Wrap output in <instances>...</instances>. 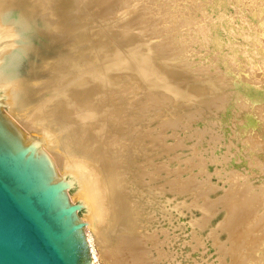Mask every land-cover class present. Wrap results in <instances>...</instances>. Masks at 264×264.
Listing matches in <instances>:
<instances>
[{
	"label": "bare ground",
	"instance_id": "obj_1",
	"mask_svg": "<svg viewBox=\"0 0 264 264\" xmlns=\"http://www.w3.org/2000/svg\"><path fill=\"white\" fill-rule=\"evenodd\" d=\"M129 1L131 0H0V106L3 108L2 110L5 111L7 117L10 116L13 120L17 121L20 125L19 127H22L27 132L28 135L26 136L36 139L40 149L49 156L56 169L58 177L67 182L68 187L71 185L75 187L74 193L70 195V201L72 203H79L85 211L81 221L85 224L84 232L90 247L92 259L91 264H96L98 258H100L104 264H159L158 260L162 261L161 258L168 256H163L164 252L157 246L162 241L157 240L156 230H150L152 229L154 221L158 220L157 215L159 218L165 217V215L172 216V210H176L177 208L178 211V208L181 207L180 205L178 206L175 204L174 209H166L167 205H163L164 203L162 199V195H164L162 193L165 191L164 187H162L164 186V183L157 184L160 175L162 174H160V172L166 168L161 164L163 161L155 162V158H159V156L162 155V152H164L166 148L165 145H167L163 144L164 130L178 128V123L180 125L182 124L180 123L181 120L184 121L183 123L186 125L185 128L187 126L189 127L188 122L200 119L202 114L205 115V113L208 112V114L216 115V117L214 116V119H217V126L219 128L218 133L220 136L216 135L218 138L217 142H219V138L225 136L228 127L230 126V117L233 116L234 119V116L236 115L233 114V109L235 103L238 102L239 99L248 102V108L254 106L257 102L264 101L262 88L253 84L254 82L251 84V82L248 81L246 85V83H243L244 79H240L236 81L231 80L229 83V80H225L223 75H212V73L208 72L209 70H207L206 66H204L205 69L198 64L201 68L197 70L195 66L187 65L185 62L186 60H183L189 57L190 59L192 58V56L185 57L189 50V46H192L193 43H201L202 45L206 43L208 44L210 42L209 35L212 36L214 34H209L210 30L207 24H211L212 22L207 23V15L204 19L202 18L205 21L204 24H202L204 21L201 22V20H198L197 18H192V15L194 16L197 10L200 8L203 10L205 5L207 6L210 4L211 0H158L159 2L156 3L155 1L151 7L148 5L150 8L146 7L147 1L143 0L146 5H144V7H146L144 10L145 12L147 11L146 13L151 17H147L148 15L144 10L142 14L139 13L142 10L140 8L141 5L138 6L135 4L139 7V10L136 7V10L139 12L137 13L138 15L136 18L134 15L137 11L134 10V7L132 11H135V14L133 13L134 15L132 16L137 20L139 14L142 16L145 13L144 17L147 18V20L140 16L143 20H140V18L139 20L143 23L139 22L142 26L147 24L149 25L148 27L152 28V35L154 34V36L151 35L152 37L156 38L157 36L155 37V35L166 33L164 35L165 40L162 41V43L159 42L158 45L156 44L157 42L153 45V42L151 43L148 38H145L147 37L145 34L149 35L148 32L143 34L134 28H130V22L128 21L130 18L127 20L129 17L127 11L129 10L130 13L132 12L128 8ZM141 1L142 0H140V2ZM140 2L138 3L140 4ZM116 3L120 4L119 8L122 7L123 10L120 11L118 9V12L120 11V13L112 15L113 13H109V11H113L114 4ZM133 3L134 2H132V4ZM150 3L152 4V2ZM215 3L217 4V0ZM218 3L221 4L220 2ZM118 4L117 6L115 5L117 8ZM81 5L84 6L83 10ZM205 9L208 8L205 7ZM246 9L251 8L246 7ZM263 9L264 8L260 10ZM104 12H108L109 14L107 13L106 15ZM251 12L252 17L259 16V14H257L258 10L256 15L255 9ZM262 12L263 11H260V13ZM235 13L237 14V12ZM261 15L264 14H260V18L262 17ZM162 16L165 18L164 22L162 21L164 20V18L162 19ZM132 18L133 17H131V19ZM160 18L161 21H159ZM156 20L158 21L156 22ZM161 22H163V24ZM189 23L192 26L187 25ZM133 24L136 26L138 21L136 24L133 22L131 24L132 27H134ZM126 25H129L130 27L127 26L128 28H125ZM183 25L190 27L185 29L186 26L182 27ZM146 28L147 27H145V29ZM171 28L180 29L176 30V33L174 32L175 34L170 33L171 35H168L167 30ZM218 28L221 30L222 27L220 28L219 26ZM231 29L232 28L230 27V30ZM212 31H214L213 28ZM161 36L163 37V35ZM213 39L212 41H214ZM254 42L255 41H252V44ZM195 45H193V47ZM222 47L223 46H221V48ZM202 49L205 50V48ZM251 50L252 48H250V51ZM205 53L206 55L208 54V49ZM192 55L194 56V54ZM198 55L204 56L203 54ZM207 60L209 59L207 58ZM195 63L196 62H194V64ZM203 63H205V61ZM208 65L210 66V63ZM240 107L242 106L240 105ZM184 108L189 109L187 112H183L182 110ZM246 109L247 108L244 107V111ZM167 110L169 112L167 114L172 117L175 116L176 119H171L169 116L168 119H165L164 112ZM171 111L174 112V114L177 113V115H174ZM162 115H164L163 118H161L163 120L158 119ZM204 115L203 117H206ZM244 118V124H237L238 122H244H241V119V121H238L237 123L235 122L236 125H240V130L244 132L247 131V129L254 128L256 123H258L257 120H255L256 118H254V115H246ZM149 120L152 124L155 123V127L153 126L154 128L152 127L150 129L148 127L150 126L147 124V121ZM188 127L186 129L187 131ZM211 127L213 126L211 125ZM203 128L207 127L201 128V131L205 132V129ZM174 130L172 129V131ZM196 130L194 132H196ZM171 133V136L173 134L176 135L173 132ZM150 134H152V137ZM164 142L166 143V141ZM149 143L151 144L150 147ZM195 144L197 145V142ZM198 144L200 143L198 142ZM178 148H181V146ZM166 149L167 151L171 150L169 147ZM194 150L196 151V149L193 148V151ZM214 150L215 148H213V151ZM194 153H192V155ZM195 159H197V157H195ZM215 159L214 162L217 161V158ZM224 159L225 161L227 160L225 157ZM224 159L222 162H224ZM170 160H172V157ZM186 161L183 162L185 163ZM226 162L224 163L225 165ZM253 163L254 162H252V164ZM200 165L196 166L201 167L202 165ZM248 169L250 170V168ZM168 170L169 169L166 171ZM183 170L185 172V168ZM171 171L173 174L174 170ZM177 171L174 173L178 174ZM170 173L171 172L169 171V174ZM165 174L167 175V172H165ZM234 174L235 173H233V176ZM176 180H178V178ZM182 180L183 179L180 181L178 180L177 183L175 181H167L166 183L170 187L169 190L172 191V189H174V191L177 190L182 193L185 190H191V182L194 183L196 179L191 181L188 178L187 181L183 180V182H181ZM189 180L191 181L190 183L188 182ZM196 183L195 185L193 184L194 187L196 185L198 186L200 182L198 184ZM201 185L204 184L202 183ZM183 186L187 187L186 189H183V191H180ZM188 186L190 188H188ZM197 189L198 187L195 190ZM203 189L205 190V188ZM259 190L260 191L253 192L254 196L256 195V198H258L257 195L259 194L264 196V186H261V189ZM201 192H199L198 196H200ZM225 192L223 193L225 194ZM182 193H179V195ZM196 193L195 195H197ZM253 193L250 194L251 198L253 197ZM229 194L230 193H226V195ZM234 194L235 193H233V195ZM244 195L245 193L243 192L240 196ZM202 196L203 195H201V197ZM246 196L249 195L247 194L245 197ZM220 197L218 199H221ZM237 197L238 195L235 198L237 199ZM204 199L205 198H203V200ZM233 199L230 200L233 201ZM243 199L245 201V198ZM263 199L260 198V200ZM194 200H192L193 203ZM206 201L207 200H205V202ZM237 201L240 200L237 199ZM207 202L208 203H205V206L202 204L204 209L206 207L209 208L213 203L212 200H210V202H212L211 205L209 201ZM217 202H215V204ZM223 202L224 207L228 206V208L225 212L224 221L220 224V229L225 227V231L232 234L234 229H236V226H239V224L235 225V216L233 220L230 218V216L232 217L231 213L233 211L230 206L234 204V207H232L235 210L237 202L227 204L224 199ZM182 203L184 204L185 200L182 201ZM251 203L250 206L253 205L254 201L252 204ZM260 203L262 205H260ZM263 203L264 202L259 201L260 206H263ZM191 205L192 204L190 203V206ZM218 205H220V203ZM248 205L249 203L246 204L245 202V205H243L242 208L238 203V206L241 208H239L241 210H239L240 213H243L242 210H245L246 207H249V211H251V208ZM213 206L215 205L213 204ZM255 206L253 205L252 207ZM258 206L256 207L258 208ZM211 209L212 208L210 207V210ZM224 209L226 210V208ZM186 210L189 209L186 208ZM202 212L203 211H201V213ZM206 215L207 214H205V216ZM202 216L204 215L202 214ZM248 216L249 215L246 217ZM250 216L253 217L252 215ZM208 217L211 216L208 215ZM260 217L262 216L260 215ZM240 218H242V216ZM204 219L207 221L208 218L205 217ZM204 219H200L201 222L204 221V223L201 224L197 219L196 221L190 220L189 225L194 228L198 226L195 223H199V226L201 227L200 230H202L204 227H207ZM248 220H246V222L242 221L244 222L243 228L245 223L246 228H249L252 224V219L250 218V222ZM168 222L170 224V220ZM257 223L261 224V222L256 221V223L252 224V227L256 226ZM232 224L233 226L235 225V228ZM260 224L257 225L258 227L256 226V228L252 229H260ZM181 225L179 224L180 227ZM263 226L264 225H262V227ZM237 228L240 229V227ZM243 228L241 231L244 229V231H246V228ZM166 229L163 231L167 232ZM238 229L235 231H238ZM158 231L161 233V228ZM247 231H249V233L247 234V232H245V235L243 232H240L241 239L243 238L242 236H244L243 240H246V237L249 236L250 240L246 241L250 244L253 232L250 233L251 231L248 229ZM189 232H191V230ZM209 232L212 233L213 231ZM238 232L235 234L237 235ZM254 232L257 233L258 231ZM191 233L193 236L194 231ZM162 234L164 233L162 232ZM166 234L164 235L166 236ZM237 236L233 235V239H235L234 243L236 244L237 242V249L234 244V249L235 251L237 250L236 254L241 240L240 235L239 239H237ZM256 236H259V238L262 239L264 231L259 235L256 234ZM255 237H253L255 242L252 239V242L254 243L259 241L257 238L256 241ZM243 240H241V242ZM261 242L263 243V241ZM214 243L217 244V240ZM229 243H231V240ZM243 243V247L245 245L246 247L244 248H246V250L249 249L251 245V250L253 249V251L250 250L252 252L250 256H253V254L256 253V249L259 251L262 248H257V244L255 245L253 243V245L250 244L247 247L246 242ZM254 245L256 248H254ZM262 246H264V243ZM218 247L220 248V246ZM226 249L225 251H227ZM242 251L243 249H241V252ZM245 253L242 252V254H239L244 257L243 255ZM257 253L259 255V252ZM234 254L235 253H233V256ZM258 255L256 257L257 260L254 257L256 255L253 256V260L255 259L254 261H256V264H259L257 261L264 264V249H262L261 254ZM245 256L247 257V254ZM239 258L241 257L238 256L235 258V260H237H234L233 263H243L237 262L239 261ZM242 259L244 258H241V260Z\"/></svg>",
	"mask_w": 264,
	"mask_h": 264
},
{
	"label": "rangeland",
	"instance_id": "obj_2",
	"mask_svg": "<svg viewBox=\"0 0 264 264\" xmlns=\"http://www.w3.org/2000/svg\"><path fill=\"white\" fill-rule=\"evenodd\" d=\"M145 1H147L146 2V5H145ZM145 1H141L140 2V0L138 1V0H131V1H129V2H131V3H129L128 2V8L132 11V9L134 8V10L135 11H137L136 10V7H137V9L139 8L138 6L139 5H141L140 6V8L142 9H140L141 11L139 12V11H137L136 12V14H135V11L133 12H131L130 13V11L128 10V8H127V12L129 13V17L127 18V20L130 22L129 23V25L131 26H129V25H126V27L125 28H128V27H130V28H134L135 30H138V32H141V33H147L148 32V34L149 35H146L145 34V36H147V37H145V38H148V40L154 45V43H156L157 45H158V43L159 42H161L162 43V41H164L165 40V37H164V35L166 34H159V35H155V37L156 38H154V37H152V36H154V34L152 35V28L151 27H148L149 25H145V26H142V24L141 23H143V22H141L140 20L142 19L141 17H143V19L145 18L144 16V14L147 12H145V8L146 7H148V5L151 7L153 4H154V2L156 1V3L157 2H159L158 0H145ZM215 1L216 0H211V2H210V4L209 5H205V7L206 8H208V9H205V7L203 8V10L200 8L199 10H197L196 11V13H195V15L193 16L192 15V18L193 19H195V18H197L198 20H201V22L202 21H204L203 19L205 18V16L207 17V23H211V24H207L208 25V27H209V34H213L212 36L211 35H209V43L207 44H203V45H205V46H203L201 43H193V45H195L194 47H193V45L192 46H187L188 47V51H187V53H186V55H185V57H189V56H192V58L190 59V57L189 58H185V57H183V58H185V59H183L186 63H187V65H190V66H195V68L198 70L199 68H201L200 66H206V68H207V70H209L208 72H210V73H212V75H223V77L225 78V80H227L229 83L231 82V80H243L242 82L243 83H246V85H247V83H248V81L249 82H251V84L253 83V84H256L257 86H260L261 88H262V92L264 93V15H261L262 17L260 18L259 16H260V14H264V9L263 10H260V9H262V8H264V0H221V1H219V0H217V4L215 3ZM222 1H224V2H222ZM245 1V2H244ZM252 1V2H251ZM255 1V2H254ZM132 2H134L133 4H132ZM138 2H140V4L138 3ZM150 2H152V4L150 3ZM218 2H220L221 4H219ZM253 3V4H251V3ZM155 3V4H156ZM244 3H246V4H244ZM247 3H248V5H247ZM117 4L118 3H116V4H114V8H113V11L115 10V11H117V12H113L112 10L111 11H109V13L111 12V13H113L112 15H114V14H117V13H120V11H122L123 10V8L121 9V8H119V5L120 4H118V8L116 7L117 6ZM135 4H137L138 6H136ZM215 4H216V6H215ZM85 5V4H84ZM116 5V6H115ZM144 5L146 6V7H144ZM247 5V6H246ZM258 5V6H257ZM82 6V10H83V8H84V6L83 5H81ZM81 6H79V7H81ZM246 6V7H250L252 10L253 9H255L256 10V12H255V15H256V13H257V10H258V13L257 14H259V16L257 15V16H255V17H252V10L251 9H246V7L244 8V7ZM254 6V7H253ZM85 7H87V6H85ZM143 7V8H142ZM150 7H148V8H150ZM210 7H211V9H210ZM218 7V8H217ZM257 7V8H256ZM111 8V9H112ZM213 8V9H212ZM80 9V8H79ZM86 9V8H85ZM118 9L120 10L119 12H118ZM204 9H205V12H204ZM139 10V9H138ZM143 10H144V14L141 16L140 14H139V18H140V20H139V18L136 20V18H137V13L139 12V13H143ZM203 12H202V11ZM207 10V11H206ZM213 10V11H212ZM251 10V11H250ZM250 11V12H249ZM260 11H263L262 13H260ZM235 12H237V14L235 13ZM106 13V15H107V13L108 12H104V14ZM108 13V14H109ZM135 15H134V14ZM201 13H202V15L204 14V13H207V14H204L203 16L201 15ZM249 13H251V14H249ZM130 14H131V17H133L134 18V16L136 17V18H132L131 19V17H130ZM147 14V13H146ZM210 14V15H209ZM236 14V15H235ZM132 15H134V16H132ZM148 15V14H147ZM146 15V16H147ZM221 15V16H220ZM240 17H238V16ZM141 16V17H140ZM196 16V17H195ZM200 16V17H199ZM227 16V17H226ZM235 16V17H234ZM147 17H151V16H147ZM212 17V18H211ZM220 17V18H219ZM222 17V18H221ZM164 18V16H162V19ZM201 18V19H200ZM203 18V19H202ZM209 18V19H208ZM228 20H227V19ZM256 18V19H255ZM263 18V19H262ZM142 19V20H143ZM220 19H221V21H220ZM258 19V20H257ZM130 20H132V21H130ZM145 20H147V18H145ZM159 20V19H158ZM158 20H156V22L158 21ZM217 20H219V21H217ZM263 20V21H262ZM138 21V24H136V22ZM141 23H140V22ZM159 21H161V18H160V20ZM163 22L165 21V18H164V20H162ZM194 21V20H193ZM209 21V22H208ZM215 22V24H214V22ZM231 23H230V22ZM262 21V22H261ZM134 22L135 24H136V26L134 25V27H132V23ZM163 22H161L162 24H163ZM197 22V21H196ZM219 22V23H218ZM198 23V22H197ZM205 23V21L204 22H202V24H204ZM218 23V24H217ZM141 24V25H140ZM217 24V25H216ZM221 24V25H220ZM262 24V25H261ZM187 25H190V26H192L190 23L189 24H187ZM212 25H213V27H212ZM220 26V28L222 27V28H224V29H222L221 28V30L218 28L219 26ZM228 25V26H227ZM256 27H255V26ZM128 26V27H127ZM140 26V27H139ZM186 25H183L182 27H185ZM189 26V27H190ZM233 26H236V27H233ZM262 26V27H261ZM145 27H147L146 29H145ZM182 27H180V28H182ZM189 27H185V29H188ZM214 27H216V28H214ZM230 27L232 28L231 30H230ZM173 28V27H172ZM169 29V30H171V31H169V30H167V34L168 35H171L170 33H176V30H178V29H180V28H174V29ZM212 28H213V30L214 31H212ZM255 28V29H254ZM257 28V29H256ZM150 29V30H149ZM184 29V30H185ZM220 31H219V30ZM173 30H175V31H173ZM216 30V31H215ZM260 30V31H259ZM145 31V32H144ZM212 31V32H211ZM262 31V32H261ZM150 32V33H149ZM169 32V33H168ZM218 32V33H217ZM174 33V34H175ZM255 34V35H254ZM152 35V36H151ZM161 35H163V37L161 36ZM222 35H224V36H222ZM230 35H232V36H230ZM211 36V37H210ZM219 36V37H218ZM229 36V37H228ZM162 39H161V38ZM213 37H214V39H213ZM217 37V38H216ZM232 37V38H231ZM255 37V38H254ZM221 38V39H220ZM211 39V40H210ZM212 39L215 41V43H214V41H212ZM233 39V40H232ZM255 39V40H254ZM158 40V41H157ZM219 40V41H218ZM155 41V42H154ZM252 41H255L253 44H252ZM237 42V43H236ZM240 44H239V43ZM250 42H251V44H250ZM257 42V43H256ZM227 43H229V44H227ZM259 43V44H258ZM155 44V45H156ZM192 44V43H191ZM201 44V45H200ZM210 44V45H209ZM212 44V45H211ZM219 44V45H218ZM221 44V45H220ZM233 44V45H232ZM236 45V48H235V45ZM250 44V45H249ZM156 45V46H157ZM200 45V46H199ZM215 45V46H214ZM224 45H226V46H224ZM254 45V46H253ZM259 45V46H258ZM202 46V47H201ZM207 46H209V47H207ZM220 46V47H219ZM221 46H223L222 48H221ZM199 47H201V48H199ZM206 47H207V49H208V54L206 55V53H205V51L207 50L206 49ZM255 47V48H254ZM199 48V49H198ZM202 48H205V50L204 49H202ZM218 48V49H217ZM224 48V49H223ZM229 48V49H228ZM250 48H252V50L250 51ZM194 49V50H193ZM231 49V50H230ZM241 49V50H240ZM254 49V50H253ZM159 50V49H158ZM221 50V51H220ZM160 51V50H159ZM195 51V52H194ZM204 51V52H203ZM230 51H232V52H230ZM235 51V52H234ZM243 51V52H242ZM255 51V52H254ZM190 52V53H189ZM191 52H194V53H191ZM209 52H210V54H209ZM217 52V53H216ZM220 52V53H219ZM237 52V53H236ZM242 52V53H241ZM250 52V53H249ZM204 53H205V55H204ZM216 53V54H215ZM224 53H227V54H224ZM236 53V54H235ZM191 54V55H190ZM192 54H194V56L195 55H197V56H193ZM198 54H203L204 56H202V55H198ZM241 54V55H240ZM248 54H250V55H248ZM226 55V56H225ZM225 56V57H224ZM200 57V58H199ZM202 57H203V59H202ZM199 58V59H198ZM207 58L209 59V60H207ZM210 58H211V60H210ZM214 60H213V59ZM230 58V59H229ZM232 58V59H231ZM190 59V60H189ZM229 59V60H228ZM192 60V61H191ZM200 60H201V63H202V65H201V63H200ZM223 60V61H222ZM205 61V63H203ZM192 62V63H191ZM194 62H196L195 64H194ZM232 62H234V63H232ZM186 63H184V64H186ZM210 63V66L208 65ZM193 64V65H192ZM200 66H199V65ZM231 64H233V65H231ZM229 65V66H228ZM242 66H243V68H242ZM198 67V68H197ZM210 67V68H209ZM234 67V68H233ZM205 68V67H204ZM205 68V69H206ZM209 68V69H208ZM231 68V69H230ZM221 73H223V74H221ZM242 77V78H241ZM243 99H239L238 100V102H236L235 103V107H234V111H233V114L235 115L234 116V119H233V116H231L230 118V128L228 127V130H227V132H226V134H225V136H223L222 138H219V142H217L218 141V138H217V136L216 135H218V136H220L219 135V128H218V126H217V119L215 118L214 119V116L216 117V115H213V114H208V112L207 113H205V115L204 114H202L201 115V118L200 119H196V120H194V121H190V122H188L189 124V127H188V131L186 130L187 129V127L185 128V126L186 125H184L185 123H183L184 121H182L181 120V122L180 123H182L181 125L178 123V128L176 127V129L175 128H172L174 131H172V129H166V130H164V139H163V144L165 145V144H167V145H165V147L166 148H170L171 150H168L167 151V149L165 148V150H164V152H162V155L161 156H159V158H155V162H162L161 164H163L166 168H164V166H163V170L160 172V178H159V180H158V183L157 184H159V183H164V186H162V187H164V190L165 191H163L164 193H162V194H164V195H162L163 197H162V199H163V205L164 206H166V209H171L172 210V208L174 209L175 207H174V205L175 204H177L178 206L180 205L181 207V209L180 208H178V211H177V208H176V210H172V212H171V215L172 216H170V215H168V216H166L165 215V217H160L159 218V216L157 215V218H158V220H155L154 221V223H153V225H152V229H150L151 231L153 230H156L155 232H156V236H157V240H159V241H162V242H160V244L162 245V247H161V245L160 244H158L157 246H158V248H161L162 249V251L164 252L163 253V256H166V255H168V256H166V257H163V258H161L162 259V261L161 260H158V263L159 264H194L195 262V264H230L231 262V264H234L233 262H234V260H235V258H237L238 256L239 257H241V258H244L245 259V255L247 254V257H246V261L244 260V259H242L241 260V258H239V261H237V262H243V263H240V264H256L255 262L256 261H254L255 259L257 260V255H258V253L257 252H259V255L261 254V252H262V249H264L263 247L264 246H262L263 245V243H264V236L262 237V239L261 238H259V236L257 237L256 236V234L257 235H259L262 231H264L263 230V227H262V225H264V222H262V221H264V203H263V206H260V205H262L261 203H260V205H259V201L260 202H264L263 200V198H264V196L263 195H261V194H259V195H257V197L258 198H256V195L254 196V191L255 192H257V191H260L259 189H261V186H264V169H263V167H264V101H261V102H257V103H255V105L254 106H252V107H249L248 108V102H245V100L244 101H242ZM240 105L242 106V107H240ZM245 108H247L245 111H244V107ZM237 107V108H236ZM239 107V108H238ZM189 108H184L182 111L184 112H187V110H188ZM237 109H239V110H237ZM242 111H244V112H242ZM4 113H5V111H4ZM167 113H169L168 112V110L167 111H165L164 112V115H162V116H160V118H158V119H161V118H163V116L164 117H166L165 119H168L169 117H171V119L172 118H174V119H176L175 118V116H169V114H167ZM171 113H173L174 114V112H172L171 111ZM174 115H177V113L176 114H174ZM203 115L204 116H206V117H203ZM208 115H210V116H208ZM244 115V116H243ZM246 115H254V118H256L255 120H257V122L258 123H256V126H254V128H251V129H247V131H242V130H240V125L241 124H244L245 123V118L244 117H246ZM169 116V117H168ZM213 116V117H212ZM237 116V117H236ZM10 119H11V121L20 129V130H22V132H24V134L25 135H28L27 134V132L22 128V127H19L20 125L17 123V121H15V120H13L10 116H8ZM206 118V119H205ZM239 118V119H238ZM233 119V120H232ZM242 121H241V120ZM161 120H163V119H161ZM206 120V121H205ZM15 121V122H14ZM205 121V122H204ZM209 121V122H208ZM238 121H241V122H243V123H239ZM194 122V123H193ZM207 122H208V124H207ZM214 122V123H213ZM237 124H240V125H236V123ZM213 123V124H212ZM215 123H216V125H215ZM147 124L148 125H150V126H148L150 129L154 126L155 127V123H151L150 122V120L149 121H147ZM152 124V125H151ZM206 124H207V126H206ZM184 126V128H183V126ZM208 125H209V127H208ZM211 125L213 126V127H211ZM235 125V126H234ZM182 126V127H181ZM153 127V128H154ZM197 129H195V128ZM202 127H207V128H203V129H205V132L204 131H201L202 129ZM148 128V129H149ZM190 128H191V130H190ZM239 130H238V129ZM184 129V130H183ZM209 129V130H208ZM213 129V130H212ZM24 130V131H23ZM196 130V132H194ZM200 130V131H199ZM249 130H251V131H249ZM176 131V132H175ZM184 131V132H183ZM216 131V132H215ZM26 132V133H25ZM171 132H173V133H175L176 135H172L171 136ZM211 132V133H210ZM184 133V134H183ZM188 133V134H187ZM192 133V134H191ZM195 133H196V135H195ZM201 133V134H200ZM203 133V134H202ZM209 133H210V135H209ZM179 135V138H180V140H179V138H178V135ZM200 136H199V135ZM207 134V135H206ZM152 134H150V136H151ZM227 135V136H226ZM165 136H168V137H165ZM174 136V137H173ZM176 136V137H175ZM188 136V137H187ZM204 136V137H203ZM152 137V136H151ZM183 137H184V139H183ZM216 137V138H215ZM256 137V138H255ZM258 137V138H257ZM197 138V139H196ZM204 138V139H203ZM213 138H214V141L216 142H214L213 141ZM175 139H176V142H175ZM178 139V140H177ZM211 139H212V141H211ZM199 140V141H198ZM164 141H166V143L164 142ZM177 141H178V144H177ZM201 141V142H200ZM229 141H230V143H229ZM197 142V145L195 144ZM198 142L200 143V144H198ZM209 142V143H208ZM214 142V143H213ZM177 144V145H176ZM180 144H182V145H180ZM194 144H195V146H194ZM215 144V145H214ZM230 144V145H229ZM150 143H149V147H150ZM185 145V146H184ZM193 145V146H192ZM221 145V146H220ZM230 147H229V146ZM232 145V146H231ZM172 146V147H171ZM181 146V148H178V147H180ZM209 146V147H208ZM174 147V148H173ZM185 147V148H184ZM217 147H218V149H217ZM176 148V149H175ZM193 148L194 149H196V151L194 150L193 151ZM213 148H215V150L213 151ZM229 148V149H228ZM172 149H174V150H172ZM226 150V151H225ZM213 152V154H212V152ZM253 151V152H252ZM167 152V153H166ZM195 152V153H194ZM196 152H197V154H196ZM207 152V153H206ZM192 153H194L193 155H192ZM206 153V154H205ZM167 154V155H166ZM230 154H231V156H230ZM202 155V156H201ZM221 155V156H220ZM224 155V156H223ZM175 158H174V157ZM177 156V157H176ZM200 156H201V158H200ZM172 157V160H170V158ZM195 157H197V159H195ZM213 157V158H212ZM224 157L225 158H227V162L225 161V159H224ZM252 157H254L255 159H256V161H255V159L254 158H252ZM169 158V159H168ZM187 158H189V159H187ZM193 158V159H192ZM202 158H203V160H202ZM215 158H217V161L216 162H214L216 159ZM158 159V160H157ZM223 159H224V162H222L223 161ZM254 159V160H253ZM169 160V161H168ZM186 161L185 163L183 162V161ZM201 160V161H200ZM208 160V161H207ZM191 161V162H190ZM199 161H200V163H199ZM238 161V162H237ZM164 162H168L167 164L166 163H164ZM181 162V163H180ZM188 162H189V164H188ZM203 162V163H202ZM205 162H206V165H205ZM226 162V165L224 164ZM252 162H254L253 164H252ZM259 164H258V163ZM194 164V166H193V164ZM248 163H250V164H248ZM256 163H257V165H256ZM191 164V165H190ZM202 166H201V165ZM221 164V165H220ZM255 164V165H254ZM190 165V166H189ZM196 165H200L201 167H199V166H196ZM196 166V167H195ZM204 166V167H203ZM250 166V167H249ZM260 166H262V167H260ZM190 167H192V168H190ZM193 167H195V168H193ZM203 167V168H202ZM255 167V168H254ZM185 168V172H184V169ZM198 168V169H197ZM204 168H205V170H204ZM248 168H250V170L248 169ZM167 169H169L168 171H166ZM187 169H189V170H187ZM201 169V170H200ZM171 170H174L173 171V174H172V171ZM178 172V174L177 173H174V172H176V171ZM181 170V171H180ZM190 170H192V171H190ZM205 172H204V171ZM221 170V171H220ZM232 170H233V172H232ZM169 171L171 172L170 174H169ZM224 171V172H223ZM261 171V172H260ZM165 172H167V175L165 174ZM182 172V173H181ZM191 172V173H190ZM202 172H204V173H202ZM228 172H231V173H228ZM198 173V174H197ZM199 173H200V175H199ZM207 173V174H206ZM219 173V174H218ZM225 173H227V174H225ZM233 173H235L234 174V176H233ZM262 173V174H261ZM174 174H175V176H174ZM179 174H180V176H179ZM190 174V175H189ZM194 176H193V175ZM202 174V175H201ZM206 174V175H205ZM197 175V176H196ZM209 175V176H208ZM236 175V176H235ZM165 176V177H164ZM187 176H188V178L191 180V181H194L195 179V182L193 183V182H191L190 180L188 181L189 183L191 182L192 183V186H190V187H192V188H190L189 186H188V188H190L191 190H185V191H183V189H186V187L187 186H183V187H181L182 188V190L180 189V191H183V193L182 192H178L177 190H175L174 191V189H172V191L171 190H169L170 189V187L168 186V184L166 183L167 181H175L177 178H178V180L180 181L181 179H183L184 181H187L188 180V178H187ZM191 178H190V177ZM223 176V177H222ZM231 176V177H230ZM174 177V178H173ZM193 177V178H192ZM165 178H166V180H165ZM187 178V179H186ZM231 179V180H230ZM233 179V180H232ZM178 180H176L175 182L177 183V181ZM183 180L181 181V182H183ZM230 180V181H229ZM203 181V182H202ZM206 181V182H205ZM209 182V184H208V182ZM197 182V183H196ZM202 184H204V185H201L200 183ZM232 182V183H231ZM195 183L196 184H198V189L197 190H195L197 187L195 186H193V184L195 185ZM231 184V185H230ZM249 184V185H248ZM211 185V186H210ZM230 185V186H229ZM259 187V188H258ZM187 188V189H188ZM200 188V189H199ZM203 188H205V190L203 189ZM207 188V189H206ZM163 189V188H162ZM210 189H211V191H210ZM168 190V191H167ZM74 191H75V187H73L72 186V188L68 191V196H69V198H70V195H72L73 193H74ZM177 191V192H176ZM201 192L200 193V196H198L199 195V192ZM204 191V192H203ZM208 191V192H207ZM225 191H227V192H225ZM171 192V193H170ZM173 192V193H172ZM176 192V193H175ZM197 192V193H196ZM223 192H225V194L223 193ZM242 192V193H241ZM243 192L245 193V195H249V196H246L245 197V195L244 196H240V195H242L243 194ZM179 193H182V194H180L179 195ZM192 193H194V194H192ZM195 193L197 194V195H195ZM226 193L228 194V193H230L229 195H226ZM232 193V194H231ZM233 193H235L234 195H233ZM241 193V194H240ZM253 193V199L250 197V194H252ZM223 194V195H222ZM263 194V193H262ZM195 196V198H194V196ZM201 195H203L202 197H201ZM222 195V196H221ZM233 195V196H232ZM238 195V197H237V199H239L240 201H237V199L235 198L236 196ZM261 195V196H260ZM198 196V197H197ZM205 196H207V197H205ZM221 196V197H220ZM225 198H224V197ZM200 197V198H199ZM221 198L222 199V201H221V199H218V198ZM228 197V198H227ZM230 197V198H229ZM233 197H234V199H233ZM242 197V198H241ZM248 197H250L249 199H247ZM203 198H205L204 200H203ZM217 198V199H216ZM241 198V199H240ZM243 198H245V201H244V199ZM256 198V199H255ZM260 198L261 199H263V200H260ZM194 199H197V200H194ZM223 199L225 200V203L227 202V204H232V202L234 201V202H237V205H236V203H235V210H234V204L232 205V206H230L231 207V209H233V211H232V217L230 216V218L233 220L235 217V220H234V223H235V221H236V223H235V225H238L239 224V226H236V229H234V231L232 232V234L233 235H235V236H237L238 234L240 235V239H241V233L240 232H243L245 229L244 228H246V223L244 224V228H243V223L244 222H246V220H248L249 222H250V218L252 219L251 221H253L252 222V224H254V223H256V221L257 222H261V226H260V229H252V228H256V226L257 225H259L258 223L256 224V226H253L252 227V224L251 223H249V224H251L250 226H249V228H246V231H244L243 233H244V235H245V232H247V234L249 233V231H247V229L248 230H253V231H251L250 233H252L253 232V234H254V236H253V234L251 235V237H252V239L254 240V238L253 237H255V239L257 238V239H259V241H257V239H256V243H254L255 242V240H254V242H252V239H251V241H250V244H257L256 246H257V248H259L260 249V247H262L261 248V250H259V251H257V249H256V253H254L253 254V256L254 255H256V256H254L255 257V259L253 260V256H250V254H252V252L251 251H253V249L251 250V245L250 244H248L247 243V241L246 240H250V238H249V236L248 237H246L247 239L244 241L243 240V238H244V236H242L243 238L241 239V240H243L242 242H241V240H240V243H239V245L241 246H238V252H237V254H236V251H235V249H234V240L235 239H233V235L232 234H230L229 232V234L227 233V231H225V227H222V225H221V229H220V224L224 221V218H225V212L227 211V208H228V206L227 207H224V202H223ZM230 199H233V201L232 200H230ZM243 199V200H242ZM185 200V203L183 204L182 203V201H184ZM192 200H194V203H195V207H194V203H193V201ZM205 200H207V201H209L210 202V200H212V202H210V205H211V203H212V205L210 206L212 209L210 210V207L209 208H203V205L202 204H204V206H205V203H208L207 201L205 202ZM219 200H220V202H219ZM227 200H229V201H227ZM248 200V201H247ZM254 201V203H253V201ZM217 202L216 204H215V202ZM231 201V202H230ZM250 201V202H249ZM166 202V203H165ZM222 202V203H221ZM230 202V203H229ZM233 202V203H234ZM243 204V205H245V202H246V204L247 203H249V205L248 206H250V203L252 202L253 203V205L255 206L256 205V203H257V205L256 206H258V208L255 206V207H252L253 205H251L250 206V208H251V211H249V207H246V209L245 210H242L243 211V213L241 212L240 213V207H242L243 205L241 204V203ZM244 202V203H243ZM173 203V204H172ZM179 203V204H178ZM182 203V204H181ZM190 203L192 204L191 206H190ZM220 203V205H218ZM238 203H239V206H238ZM251 203V204H252ZM213 204L215 205V206H213ZM187 207H186V206ZM198 205V206H197ZM197 206V207H196ZM201 206V207H200ZM207 206V205H206ZM213 206V207H212ZM226 206V205H225ZM170 207V208H169ZM189 207V208H188ZM200 207V208H199ZM226 208V210L224 209V208ZM183 208V209H182ZM186 208L187 209H189L190 210V212H189V210H186ZM222 208V209H221ZM238 208V209H237ZM240 208V209H239ZM243 208V207H242ZM248 208V209H247ZM253 208V209H252ZM179 209H180V211H179ZM199 209V210H198ZM203 209V210H202ZM216 209H217V211H216ZM257 209V210H256ZM192 210V211H191ZM209 210V211H208ZM240 210V211H239ZM252 210H254V211H252ZM201 211H203L202 213H201ZM216 211V212H215ZM84 209L82 208V210L78 213V216L80 217V219L82 218V216H83V214H84ZM179 212H181V213H179ZM205 212H208V213H205ZM215 212V213H214ZM263 212V213H262ZM234 213V214H233ZM238 213V214H237ZM174 214V215H173ZM202 214L204 215V216H202ZM205 214H207L206 216H205ZM211 214V215H210ZM230 214V215H231ZM262 216V217H260V215ZM208 215L209 216H211V217H208ZM215 216V217H213V216ZM240 215V216H239ZM244 215V216H243ZM247 215H249L248 217H246ZM250 215H252L253 217H251ZM235 216V217H234ZM242 216V218H240ZM260 218H259V217ZM172 217H174V218H172ZM205 217H207L208 219H207V221H206V219H204ZM244 217H246V218H244ZM194 218V219H193ZM256 218V219H255ZM173 219H174V221H173ZM196 219H197V221L199 220V223L201 224V223H204V221H202L201 222V220H205V222H206V226L207 227H204V229H202V230H200L201 229V227L199 226V223H195L196 225H198L197 227H200V228H197V227H194V228H192L190 225H189V223H190V220H193V221H196ZM201 219V220H200ZM170 220V224H169V222L168 221ZM189 221V222H188ZM238 221V222H237ZM240 221V222H239ZM242 221H244V222H242ZM177 222H178V224H177ZM184 222V223H183ZM187 222V223H186ZM172 223V224H171ZM233 223V224H234ZM168 224V225H167ZM179 224L181 225V227L179 226ZM184 224V225H183ZM233 224H232V226H233ZM241 224H242V226H241ZM161 225H162V227H161ZM234 225V226H235ZM156 226V227H155ZM174 226H175V229H174ZM178 226V227H177ZM185 226V227H184ZM233 226V227H234ZM159 227V228H158ZM216 227V228H215ZM219 229H218V228ZM237 227H240V229H238ZM258 227V226H257ZM160 228H161V233H160V231H158V230H160ZM167 228V229H166ZM185 228V229H184ZM187 228V229H186ZM190 228V229H189ZM192 228V229H191ZM235 228V227H234ZM242 228L244 229L243 231H241L242 230ZM165 229H166V231L167 232H169V233H167V232H164L165 231ZM172 229H174V230H172ZM211 229V230H210ZM214 229V230H213ZM238 229V231H235V230H237ZM164 230V231H163ZM191 230V232L192 231H194V233H193V236L191 235L192 233L191 232H189ZM200 230V231H199ZM215 231L213 234L211 233V232H209V231ZM222 230V231H221ZM206 231V232H205ZM254 231H258L259 232V234H258V232L256 233V232H254ZM162 232L164 233V234H166V236L164 235V234H162ZM200 232V233H199ZM238 232V234L236 235L235 233H237ZM206 233H207V235H206ZM209 233V234H208ZM216 233H217V235H216ZM227 233V234H226ZM256 233V234H255ZM196 234V235H195ZM174 235V236H173ZM189 235V236H188ZM239 235L237 236L238 238L237 239H239ZM195 236V237H194ZM205 236H208V237H205ZM213 236V237H212ZM167 237V238H166ZM191 237H192V239H191ZM210 237H212V238H210ZM215 237V238H214ZM216 237H217V239H216ZM229 237H230V239H229ZM166 238V239H165ZM162 239H164V240H162ZM189 239H191V240H189ZM194 239V240H193ZM227 239H229V240H227ZM197 240H199V241H197L198 243H200V244H198L196 241ZM217 240V244L216 243H214L215 241ZM231 240V243H229V241ZM233 240V241H232ZM212 241H214V242H212ZM220 243H219V242ZM261 241H263V243L261 242ZM165 242V243H164ZM187 242H188V244H187ZM195 242H196V244H195ZM224 242V243H223ZM226 242V243H225ZM243 242H246V244H247V247H248V245H250V247H249V249H247L246 250V248H244V247H246L245 245H244V247H243ZM204 243V244H203ZM218 243H219V245H218ZM164 244V245H163ZM184 244V245H183ZM195 244V245H194ZM224 244V245H223ZM252 244V245H253ZM261 244V245H260ZM167 245V246H166ZM192 245V246H191ZM197 245H199V246H197ZM212 245V246H211ZM217 247H216V246ZM222 245V246H221ZM236 246V249H237V242H236V244H235ZM255 245H254V248H256L255 247ZM215 246V247H214ZM218 246H220V248L218 247ZM231 246H232V248H231ZM193 249H192V248ZM195 247H197V248H195ZM168 248V249H167ZM227 248V249H226ZM239 248H240V250H239ZM160 249V250H161ZM197 251H196V250ZM221 249H222V251H221ZM224 249V250H223ZM225 249L228 251H225ZM228 249H230L231 250V252H232V254H231V252H230V250H228ZM232 249H234V250H232ZM241 249H243V253H245L243 256L244 257H242V255L240 256V254L239 253H241L242 254V252H241ZM251 250V251H250ZM202 251V252H201ZM204 251V252H203ZM226 253H225V252ZM233 251H235V252H233ZM248 251V252H247ZM173 252V253H172ZM223 254H222V253ZM251 252V253H250ZM176 253V254H175ZM201 253H202V255H201ZM220 253V254H219ZM229 253V254H228ZM233 253H235L234 254V256H233ZM249 253V254H248ZM91 254V253H90ZM97 254V253H96ZM189 254V255H188ZM176 255V256H175ZM231 256V258H230V256ZM238 255V256H237ZM248 255H249V258L251 259H249L248 258ZM258 255V256H259ZM155 256H156V254H155ZM173 256V257H172ZM162 257V256H161ZM187 257V258H186ZM252 257V258H251ZM166 258H167V260H166ZM175 258V259H174ZM221 258V259H220ZM223 258V259H222ZM170 259V260H169ZM185 259V260H184ZM232 259V260H231ZM206 260V261H205ZM219 260H222V261H219ZM237 260V259H236ZM235 260V261H236ZM244 260V261H243ZM253 260V261H252ZM259 260V259H258ZM172 261V262H171ZM202 262V263H201ZM224 262V263H223ZM245 262V263H244ZM252 262V263H251ZM257 263H261V262H258L257 261ZM96 264H104L103 263V261L100 259V258H98L97 259V262H96ZM235 264H237V263H235ZM261 264H263V263H261Z\"/></svg>",
	"mask_w": 264,
	"mask_h": 264
},
{
	"label": "water",
	"instance_id": "obj_3",
	"mask_svg": "<svg viewBox=\"0 0 264 264\" xmlns=\"http://www.w3.org/2000/svg\"><path fill=\"white\" fill-rule=\"evenodd\" d=\"M0 106V264H91L79 203Z\"/></svg>",
	"mask_w": 264,
	"mask_h": 264
}]
</instances>
